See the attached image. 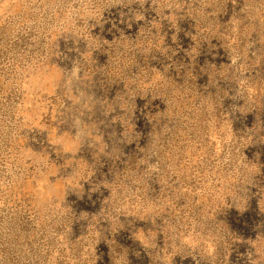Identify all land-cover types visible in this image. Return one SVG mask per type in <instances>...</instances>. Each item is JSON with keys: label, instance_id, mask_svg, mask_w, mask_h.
<instances>
[{"label": "rangeland", "instance_id": "rangeland-1", "mask_svg": "<svg viewBox=\"0 0 264 264\" xmlns=\"http://www.w3.org/2000/svg\"><path fill=\"white\" fill-rule=\"evenodd\" d=\"M0 264H264V0H0Z\"/></svg>", "mask_w": 264, "mask_h": 264}]
</instances>
